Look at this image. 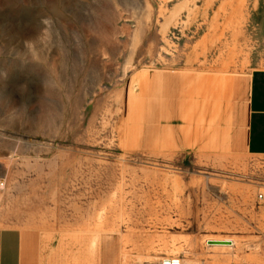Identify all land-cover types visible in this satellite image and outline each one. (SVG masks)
Returning a JSON list of instances; mask_svg holds the SVG:
<instances>
[{
  "label": "rangeland",
  "instance_id": "obj_1",
  "mask_svg": "<svg viewBox=\"0 0 264 264\" xmlns=\"http://www.w3.org/2000/svg\"><path fill=\"white\" fill-rule=\"evenodd\" d=\"M261 69L264 0H0V228L28 264H264Z\"/></svg>",
  "mask_w": 264,
  "mask_h": 264
},
{
  "label": "crops",
  "instance_id": "obj_2",
  "mask_svg": "<svg viewBox=\"0 0 264 264\" xmlns=\"http://www.w3.org/2000/svg\"><path fill=\"white\" fill-rule=\"evenodd\" d=\"M245 154L264 157V69L247 80L245 119L236 132ZM25 235L14 228H0V264H28Z\"/></svg>",
  "mask_w": 264,
  "mask_h": 264
},
{
  "label": "bare ground",
  "instance_id": "obj_3",
  "mask_svg": "<svg viewBox=\"0 0 264 264\" xmlns=\"http://www.w3.org/2000/svg\"><path fill=\"white\" fill-rule=\"evenodd\" d=\"M208 241H221V240H208ZM207 241V242H208ZM230 242V241H229ZM233 244V242L231 241L229 245H210V246H218V247H231ZM180 264L178 261H173V260H169V261H164L162 264Z\"/></svg>",
  "mask_w": 264,
  "mask_h": 264
},
{
  "label": "water",
  "instance_id": "obj_4",
  "mask_svg": "<svg viewBox=\"0 0 264 264\" xmlns=\"http://www.w3.org/2000/svg\"><path fill=\"white\" fill-rule=\"evenodd\" d=\"M208 245H229V241H208Z\"/></svg>",
  "mask_w": 264,
  "mask_h": 264
},
{
  "label": "built area",
  "instance_id": "obj_5",
  "mask_svg": "<svg viewBox=\"0 0 264 264\" xmlns=\"http://www.w3.org/2000/svg\"><path fill=\"white\" fill-rule=\"evenodd\" d=\"M2 185V184H1ZM258 199L259 200H263V195L262 194H258ZM171 260H174V259H171ZM178 261V260H177ZM180 262V261H179ZM178 264V263H177Z\"/></svg>",
  "mask_w": 264,
  "mask_h": 264
}]
</instances>
